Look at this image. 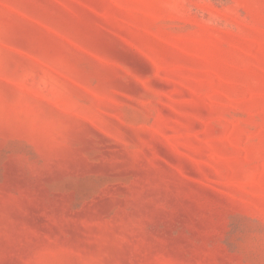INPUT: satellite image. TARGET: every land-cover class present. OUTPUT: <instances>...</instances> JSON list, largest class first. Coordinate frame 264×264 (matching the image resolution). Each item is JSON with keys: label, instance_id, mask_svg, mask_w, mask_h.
Listing matches in <instances>:
<instances>
[{"label": "rangeland", "instance_id": "obj_1", "mask_svg": "<svg viewBox=\"0 0 264 264\" xmlns=\"http://www.w3.org/2000/svg\"><path fill=\"white\" fill-rule=\"evenodd\" d=\"M0 264H264V0H0Z\"/></svg>", "mask_w": 264, "mask_h": 264}]
</instances>
